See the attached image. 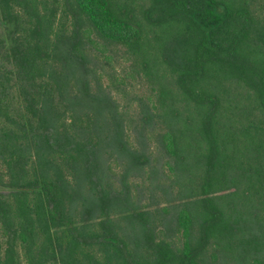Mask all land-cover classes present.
<instances>
[{"label": "trees", "instance_id": "16d2710c", "mask_svg": "<svg viewBox=\"0 0 264 264\" xmlns=\"http://www.w3.org/2000/svg\"><path fill=\"white\" fill-rule=\"evenodd\" d=\"M0 264H264V0H0Z\"/></svg>", "mask_w": 264, "mask_h": 264}, {"label": "rangeland", "instance_id": "374dc122", "mask_svg": "<svg viewBox=\"0 0 264 264\" xmlns=\"http://www.w3.org/2000/svg\"><path fill=\"white\" fill-rule=\"evenodd\" d=\"M122 54V57H121ZM121 54L119 52L113 53L115 62H114V67L116 68V72L117 74L124 76L127 75L128 72L131 70V63L127 62L126 59L123 57V53L121 52ZM110 67V66H109ZM127 79H129L127 77ZM105 83L107 82L106 79L103 80ZM130 82L129 85H127L123 92L120 93H116L117 99L123 103L124 105H130V111H131V115L134 117V112L135 109L139 108L138 105V99L139 96L148 94L150 91V84H145L140 80L137 79H129L128 80ZM136 133L134 138H136ZM138 142L137 144L139 145L142 140L139 136H137ZM137 140H134V142H136Z\"/></svg>", "mask_w": 264, "mask_h": 264}]
</instances>
